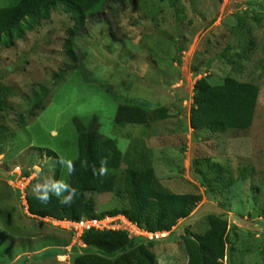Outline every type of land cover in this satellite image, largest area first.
Listing matches in <instances>:
<instances>
[{
	"label": "rangeland",
	"instance_id": "374dc122",
	"mask_svg": "<svg viewBox=\"0 0 264 264\" xmlns=\"http://www.w3.org/2000/svg\"><path fill=\"white\" fill-rule=\"evenodd\" d=\"M13 2L0 0V6ZM150 2L134 0L117 9L121 16L123 13L118 17L120 31L128 39L122 49L111 46L107 26L100 22L73 39L77 47L74 52L85 55L76 53L78 61L67 63L63 43L72 21L63 14H54L47 27L56 31L52 44L33 53L34 41L44 37V30L37 29L24 41L0 49V85L10 89L7 102L12 107V111L0 113V127L6 129L0 133V191L4 197L0 211L6 212L13 205L17 208L9 229L0 227V264H71L72 242L76 243L77 237L28 219L16 198H8L5 186L15 191L18 186L14 181L17 183L19 174L26 171L28 178L22 189L29 187L34 194L49 192L57 162L54 156H46V150L60 158L58 183L67 184L64 168L77 158L73 120L87 126L94 115L101 134L115 137L120 144L127 140L135 166L152 168L164 190L201 196L190 217L179 221L173 235L153 247L157 264H186L183 238L203 233L213 210L227 216L223 263L264 264V0H162L157 16L163 15L160 29L171 41H158V46L167 49L157 47L155 51L146 47L155 41L149 38L156 33H147L152 19L142 8L151 6ZM176 10L181 13L175 16ZM170 12L174 16L168 20ZM140 26L147 30L140 33ZM20 60L27 64L13 73ZM75 67L82 68L87 79L94 75L104 78L117 103L149 110L164 107L168 117L145 127L114 128L109 124L111 113L102 105L107 101H100L99 95L89 96V82L82 80ZM199 69L202 73L195 76ZM227 78L258 89L250 127L246 131L232 128L223 135L195 132L190 117L197 82L205 80L215 87ZM37 87L47 92L42 101L44 109L29 118L27 98ZM207 158L232 170L248 166L253 172L248 180L237 181L222 194H206L194 172L200 164L197 161ZM67 188L58 192L55 187L52 193L63 198ZM88 198L96 212L127 205L112 193L89 194ZM54 250L58 255L50 253Z\"/></svg>",
	"mask_w": 264,
	"mask_h": 264
},
{
	"label": "trees",
	"instance_id": "16d2710c",
	"mask_svg": "<svg viewBox=\"0 0 264 264\" xmlns=\"http://www.w3.org/2000/svg\"><path fill=\"white\" fill-rule=\"evenodd\" d=\"M133 1L14 0L8 6H0V49H8L15 42L24 41L27 35L34 33L37 29L38 31L44 30V37L40 41H34L31 51L35 53L36 48L52 44L51 38L56 31L47 27L52 23L54 14L66 15L72 21V27L66 29L65 33L68 37L63 43L67 63L68 61H78L76 53L80 57L85 55L79 50L74 52V48L76 50L77 47L73 39L100 22H104L107 26L108 38L112 41L111 46L122 49L126 46L124 43L127 38L121 33L122 29L118 24L120 23L118 17H122L123 13L121 16L117 9L119 6L125 7L128 3L131 4ZM150 1L151 6L142 5V8L152 19L147 33L155 31L157 34L149 33L150 35L154 34L151 36L152 38H149V41L151 39H155V41H151L146 47L155 51L157 47L159 50L166 48L164 45L158 46L156 44L158 41L165 44L171 40L167 39L168 34L160 29L163 24V15L157 16L162 0ZM180 13L176 10L175 16ZM173 16L174 13H168V20ZM85 23L89 26H85ZM139 29L140 33L147 30L146 26ZM174 30L175 27L172 31L174 32ZM26 64V61L21 62L20 60L14 67L13 73L23 70V65ZM75 68L79 71L82 80H85V83L89 82V85L86 86L89 96L99 95L100 101H107V104H102L106 106V109H103L111 113L112 121L109 124L114 128L145 127L168 117L167 109L164 107L149 110L131 103H117L118 98L109 94L111 88L104 78H96L93 74L94 76L87 79L82 68ZM200 73L202 71L199 69L194 72V75L197 76ZM2 79L3 76L0 73V80ZM32 91L27 98L30 99L27 110L29 118H35L36 113L44 109L42 101L47 93L42 87L32 88ZM195 91L194 106L191 109L190 117L191 126L195 132L203 131L214 135H223L231 131L232 128L246 131L250 127L258 94L256 87L240 84L227 78L223 85L215 87H210L205 80L199 81ZM9 93V88H3L0 85V113H5L7 110L12 111V107L7 102ZM19 122L24 125V118L21 115H19ZM73 126L77 158L68 168H64L67 170V174L65 173L67 191H63V198L53 195L52 191L60 177L61 161L54 152L46 150V156H54L57 166L49 184V192L34 194L29 190V187L22 191L30 215L49 217L55 220L79 221L122 214L131 223L150 232L171 231L178 221L190 217L200 202L201 196L178 195L164 190L156 181L152 168L135 166L137 165L135 160L130 159L131 149H128L129 142L127 140H123L120 144L115 137L101 134V126L97 125L95 115L89 125L85 126L78 119H74ZM5 131L4 127H0V133ZM197 162L200 164L197 168L195 167V178L205 189L206 194H222L230 190L237 181L248 180L249 174L253 172V169L248 166H238L232 170L230 166L209 158ZM36 175L38 176L39 173ZM23 176L25 178L28 176L26 171H23ZM5 189L9 191L7 193L9 199L16 198L20 209V191L15 192L7 185ZM106 193H112L123 199L127 205L96 212L95 205L88 195ZM3 198L0 191V200ZM7 209L10 214H8V210L0 211V222L2 221L0 227L3 225L4 229H9V225L14 223L12 218L17 210L15 205L7 207ZM21 210H23L22 207ZM213 212L218 211L213 210L207 216L206 230L203 233L184 236L186 264H224L227 244V216L222 212L217 214ZM3 237L5 240L6 235ZM81 242L85 247L73 248L70 255L71 264H157L152 252L153 242L129 239L124 232H87L82 235ZM50 253L58 255L56 250Z\"/></svg>",
	"mask_w": 264,
	"mask_h": 264
},
{
	"label": "clouds",
	"instance_id": "9594fccd",
	"mask_svg": "<svg viewBox=\"0 0 264 264\" xmlns=\"http://www.w3.org/2000/svg\"><path fill=\"white\" fill-rule=\"evenodd\" d=\"M19 169H20V167H19V165L17 166ZM19 169H16V171H14V175L13 176H15V173L17 174V171L19 170ZM102 171H103V169H102ZM26 178H28V177H26ZM24 176H23V174H19V179H18V181H20L21 179H26ZM12 182L14 181V180H11ZM18 181H17V183H16V181H14V183L17 185L18 184ZM26 181V180H25ZM68 185L67 184H65L64 182H59L57 185H55V187H56V189H57V191L59 192L61 189H63V188H65V187H67ZM24 189H22V191H23ZM16 191H20L18 188H16V190H15V192ZM22 191H20V193L19 194H21V196H20V200H21V197H23L22 199L23 200H21V207H22V209L24 210V212H25V215L27 216V218L28 219H31V220H33V221H37V222H39L40 224H43V225H46V226H50V227H52V228H56V229H59L60 231H63V232H65L66 231V233H68V234H70V235H72V236H76L77 237V239H76V243H74V242H72L73 244V246L74 247H79V248H84L85 246L82 244V242H81V237H82V235L84 234V233H87V232H100V231H82V232H76L75 231V229H74V227H73V225H75V224H78L79 222H81V221H87V220H92V219H81V220H79V221H71V220H55V219H53V218H49V217H35V216H32V215H30L29 214V212L27 211V205H26V199H25V195H24V193H22ZM66 200L68 199L67 197L65 198ZM23 203V204H22ZM197 206V205H196ZM116 217H122V218H124V219H126L129 223H131V221L127 218V217H125L124 215H122V214H119V215H117V216H114V217H108V218H116ZM104 218H106V217H104ZM103 219V218H102ZM96 220H100V219H96ZM184 220H186V219H184ZM184 220H182V221H184ZM181 221V220H180ZM181 221V222H182ZM179 222V221H178ZM177 222V223H178ZM65 224H70V225H72V226H69V227H66L65 226ZM132 225H134V226H136L137 228H139V230H141L143 233H145L146 234V237L145 236H139L137 239H140L141 241H146V242H153L154 243V246H155V244H158V243H161L162 241H165V240H167L168 238H169V236H171V235H173V233L175 232V230H176V228H175V226L172 228V230L171 231H158V232H150V231H147V230H144L143 228H140V227H138L137 225H135V224H133V223H131ZM176 226H177V224H176ZM175 228V229H174ZM109 231H111V230H109ZM102 232H104V231H102ZM106 232V231H105ZM112 232H124V231H112ZM126 235H127V237L129 238V239H133V238H131L126 232H124ZM161 235H165L164 237H161ZM151 238H150V237ZM155 236H157V238H155ZM149 237V238H148ZM135 239V238H134ZM187 259V258H186Z\"/></svg>",
	"mask_w": 264,
	"mask_h": 264
},
{
	"label": "built area",
	"instance_id": "2783aa9c",
	"mask_svg": "<svg viewBox=\"0 0 264 264\" xmlns=\"http://www.w3.org/2000/svg\"><path fill=\"white\" fill-rule=\"evenodd\" d=\"M26 179H21L18 181L17 188L22 191V186L25 183ZM24 189V188H23ZM66 227L72 226L70 224H65ZM76 232H82V231H124L126 232L130 237H139V236H145L146 234L143 233L139 228L129 223L126 219L122 217H116V218H103L100 220L92 219L87 221H81L78 224L73 225ZM165 235H161V237H164ZM150 237V236H149ZM148 237V238H149ZM151 238V237H150ZM157 238V236H155Z\"/></svg>",
	"mask_w": 264,
	"mask_h": 264
},
{
	"label": "water",
	"instance_id": "95a60500",
	"mask_svg": "<svg viewBox=\"0 0 264 264\" xmlns=\"http://www.w3.org/2000/svg\"><path fill=\"white\" fill-rule=\"evenodd\" d=\"M3 76V75H2Z\"/></svg>",
	"mask_w": 264,
	"mask_h": 264
}]
</instances>
